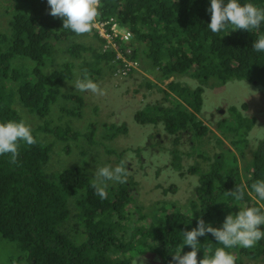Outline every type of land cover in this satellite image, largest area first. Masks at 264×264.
I'll return each instance as SVG.
<instances>
[{
    "label": "trees",
    "instance_id": "obj_1",
    "mask_svg": "<svg viewBox=\"0 0 264 264\" xmlns=\"http://www.w3.org/2000/svg\"><path fill=\"white\" fill-rule=\"evenodd\" d=\"M3 1L10 18L8 28L0 31V120L23 119L24 112L39 122L34 133L52 135L48 142L35 135V144H21L14 164L6 155L0 156V236L15 242L19 250L8 264H132L135 256L149 251L176 264L173 256L182 249L183 231L194 228L197 218L218 227L239 205L261 207L264 202L247 193L252 182L264 179V139L260 144L247 141L257 127L243 114L244 104L230 109L237 116L230 126L223 124L225 117L217 123L222 136L213 135L216 143L205 148L209 154L214 149L212 155L193 144L184 153L181 139L187 130L192 138L209 132V126L198 118L204 86L233 80H256L264 85V53L251 48L256 36L264 35V25L253 33L240 29L212 33L206 26L209 0H98L100 14L95 22L109 34L113 21L129 32L128 39L118 36L110 44L100 36L99 27L81 35L63 28L61 18L49 15L46 0ZM243 2L264 7V0ZM81 36L88 40H73ZM124 60L138 61L159 80L175 79L170 84L173 95L159 90L164 100L136 112L135 121L145 127L162 124L173 135V146L163 152L166 165L155 172L156 176L166 172L168 185L158 186L163 194L178 190L177 175L198 176L199 185L185 210L164 200L141 204L140 183L132 171L126 183L109 186L107 198L101 200L90 186L94 172L88 167L84 148L79 163L48 173L57 158L81 148L84 139L95 147L128 134L125 124L107 128L105 122L97 121L103 114L114 116V111L95 102L98 95L80 93L73 85L87 74L108 92V81ZM181 77L195 79L199 85L194 89L183 85L178 80ZM89 116L93 119L75 127L76 120ZM61 142H67L66 148L55 149ZM233 142L236 149L227 148ZM105 150L102 165H110L112 156L118 164L126 152H142L140 147L118 150L105 146ZM197 153L203 161L188 167L186 158H196ZM237 185L246 190L241 201L229 194ZM199 239L198 259L220 246L210 235ZM188 251L191 248L184 246L181 255ZM232 252L236 264H261L264 240L253 248Z\"/></svg>",
    "mask_w": 264,
    "mask_h": 264
},
{
    "label": "clouds",
    "instance_id": "obj_2",
    "mask_svg": "<svg viewBox=\"0 0 264 264\" xmlns=\"http://www.w3.org/2000/svg\"><path fill=\"white\" fill-rule=\"evenodd\" d=\"M46 2L49 6V15L61 18L63 21L62 27L70 30L76 35L88 33L91 31L92 27H98L99 25L97 22H95L100 14L98 0H46ZM208 11L210 13V22L207 23L206 26L212 33H228L229 31H234L237 29L247 30L253 33L255 30H258L261 25H264V7L257 6L256 4L251 2H243V0H209ZM114 24L116 25V28L120 30V32H127V30H125L124 28L119 27L116 21H113L112 25ZM112 25L109 28H111ZM100 36L103 35L100 33ZM251 48L256 53H264V35H257L252 43ZM138 64V61L125 60L124 62L120 63V68L112 77H110L108 81V85H110L109 89L114 90V92H116L120 98L114 99L117 104L129 105L126 101H123L122 98H125L132 92L136 94L140 92L139 88H132L133 86L131 84V81L134 78V73L138 71L143 72L150 86L152 85L154 88L158 89L155 90V92H161L164 94V92L159 90H165L170 92V96L173 95L172 90H170V84L175 80L174 77L159 80L154 73L147 72L143 67L144 65L140 64L139 66ZM149 76H151V78ZM188 79L195 80L192 78ZM178 80L183 85L189 86L187 83L182 82L180 79ZM166 81H169V83L167 84L166 88H163L161 85H163ZM257 83L258 82L256 80L251 83L248 82V84H250L251 86L257 85ZM123 84L127 85L125 90L119 91ZM73 85L74 90L79 91L80 93H91L100 96L104 95V90L98 85L97 82L89 78L87 74H85L82 78L77 79L73 83ZM207 87L208 86H204L203 93L205 92V89ZM216 87L217 86L210 88ZM263 88L264 85L262 84L261 87L258 86V89ZM235 100L236 101L229 105L227 111L231 112L230 109L234 106H236L237 108H241L242 104H244L245 109H242L243 114L249 119L253 120L257 128H261L264 130V126H262L261 124L258 125L257 116L250 113L251 109L248 98L241 95L238 99ZM205 107L206 106H203L202 111ZM219 111L221 113H225V109L223 108H220ZM199 114H202V112ZM224 117L229 118V114ZM224 117H221L220 119ZM220 119L217 121V123L220 121ZM201 121L203 122V120ZM124 124L128 126L127 123ZM105 125L107 128H117L123 124L118 125L105 123ZM216 125L214 128L207 125L209 126L208 133H210L212 129L217 130ZM102 128L103 126H100L99 129ZM254 130H252L247 135V141L259 144L264 139V132L262 135H257ZM188 132L190 131L187 130L184 135ZM208 133H206V135ZM206 135L199 136L205 137ZM261 137L263 138L261 139ZM36 142L37 138L32 128L22 119L0 120V156L6 155L8 157L9 163L14 164L17 162L21 144L31 146ZM81 143V150H83L84 144H89V141L87 139H84L81 141ZM190 144H193L192 140L190 141ZM189 145L187 146L188 150L184 153L189 151ZM226 146L231 150L236 149L234 142L232 144L227 143ZM194 147L196 146L194 145ZM84 149L87 151L86 148ZM84 155L86 156L87 152ZM96 161L97 160H95V162ZM69 166L71 165L58 163V169L50 170L48 171V173L52 175L54 173L62 171L65 167L70 168ZM128 171V163L126 165L124 161L112 165L96 164L94 174L92 176L93 183L90 185L94 190V194L101 200L106 199L107 188L115 183H126L128 178ZM250 188L251 192L247 194L251 195V193H254L257 202H264V179H258L252 182ZM229 194L234 198V200L241 201L245 198L246 190L237 185L235 190L229 192ZM207 235H210L213 238L212 241L214 240L220 246L212 249L210 254L204 253L203 257L198 259L197 252L199 249H201L199 247L201 242L199 238L205 237ZM261 240H264V203H261V207H244L239 205V210L235 213H228L218 227L213 226L211 223H206L203 218H197L196 226L191 230L183 231L182 235V249L184 248V246H189L191 248V251H188L181 255L182 249H180L177 253H174L173 259L175 260L176 264H236V257L232 252L233 249H250L255 247L256 244ZM149 253L155 255L157 261H159L157 255L162 258V256L158 253H154L151 251H149ZM165 262L170 263L168 261Z\"/></svg>",
    "mask_w": 264,
    "mask_h": 264
},
{
    "label": "rangeland",
    "instance_id": "obj_3",
    "mask_svg": "<svg viewBox=\"0 0 264 264\" xmlns=\"http://www.w3.org/2000/svg\"><path fill=\"white\" fill-rule=\"evenodd\" d=\"M8 5L7 2L0 0V31H5L8 28V19L10 14H8ZM88 40L81 36L80 38H73V40ZM110 43V40L108 41ZM106 46V45H105ZM151 78V76H149ZM190 77H182L180 80L187 83L192 88H195L199 85L198 81L188 79ZM154 80V79H150ZM170 81V80H169ZM169 81H166L163 85V88H166ZM155 82V81H154ZM254 82V81H252ZM132 88H139V93L128 94L125 98H122L123 101H126L129 105H119L114 99H120L119 95L114 92V90L104 91V95H98L95 98V102L104 105V107L112 108L115 115L106 117L104 114L102 117H97V121L105 122L108 124H124L127 123L129 127V132L126 135H121L116 137L115 140H103L104 144H99L98 146L93 147V145L84 144V148L87 149V158H88V167L91 171L94 172L96 164L100 165L103 161L106 160V150L105 146L116 148L118 150L123 149L124 147H129L134 150L138 147L142 149V152L138 155L133 154L131 151H128L124 154L125 162L128 163L129 171L134 172L136 180L139 181L138 185V199L141 204H151L156 200H164L170 203H176L182 210H185L187 207H190L189 199L192 196L194 189L199 185L198 176H193L192 174H187L186 177L181 178L179 175L175 177V180L178 181V190L176 192H169L168 194H163L162 189L158 186L163 185L167 186L169 181L166 178V172L160 173V176H156L155 172L157 168H160L162 165H166V153L165 152L169 147L173 146V135L166 133L162 124L148 126H142L137 121H135V114L139 110L143 109L148 104H154L155 100L162 101L164 100V94L161 92H155L158 90L152 85L150 86L146 80L145 75L142 71L134 73V78L131 81ZM126 84H123L119 91H124ZM258 86L261 87V84L250 85L245 80H236L230 81L225 84L219 85L216 88L207 87L203 93L204 104L206 106L202 114H199V118L203 122L212 128L215 127L217 121L224 116L229 114V119L226 118L227 123H223L225 126H230L232 121H234L237 116L235 113L228 112V107L231 103L236 101L241 95L248 98L250 103V113L257 116L258 125L261 124L264 126V88L258 89ZM256 87V88H255ZM238 104V101H237ZM220 108L225 109V113L219 111ZM239 108V107H238ZM132 111V113H131ZM23 116V121H25L33 130L37 128L39 122L38 120L31 115H27L24 112L21 113ZM93 119L83 118L78 123V128H81L84 121H89ZM103 129V128H102ZM257 135H262L264 130L257 128L254 130ZM36 136L40 137L43 141L48 142L49 133L40 131L34 133ZM230 137L234 136L232 133H228ZM213 135L222 136L221 132L217 129H212L205 137L195 136L192 139V143L205 155H212L208 153L205 148L216 143V140L212 138ZM255 136V135H254ZM192 135L190 133L185 134L181 139L182 150L185 152L188 150V145L190 144V139ZM256 138V137H255ZM263 137H261L262 139ZM52 135L50 136V140ZM237 137L236 140H238ZM257 139V138H256ZM162 145V147L160 146ZM260 144V143H259ZM67 142L57 143L55 149L66 148ZM153 145V146H152ZM242 144H237L239 148ZM96 148V149H94ZM81 148H77L71 153L67 154L66 152L63 157L57 158L53 163L55 166L51 170L58 169V163L66 165H75L79 163L82 159ZM218 151L221 152L222 148L219 147ZM162 157V158H161ZM185 157H187L185 155ZM61 158L63 161L61 162ZM95 160H97L95 162ZM116 157H110V165L115 164ZM202 157L197 153L196 158L187 157L185 164L189 167L198 162H202ZM65 162V163H64ZM94 164V165H93ZM93 165V170H92ZM94 174V173H93ZM173 174V173H172ZM176 175V174H175ZM138 218V216H136ZM0 264H8L12 259V256L19 253L18 246L15 242L8 241L7 239L0 236ZM158 260L155 255L150 253H142L140 256H136L132 260V264H170L166 263L162 258L157 255ZM246 264H254V262H246ZM261 264H264V260L261 261Z\"/></svg>",
    "mask_w": 264,
    "mask_h": 264
},
{
    "label": "built area",
    "instance_id": "obj_4",
    "mask_svg": "<svg viewBox=\"0 0 264 264\" xmlns=\"http://www.w3.org/2000/svg\"><path fill=\"white\" fill-rule=\"evenodd\" d=\"M98 27L100 28V33L104 37H106L108 39V41L110 40V44L112 42L111 39L118 37V36H120V38H122V39H128L129 38V32H124V33L120 32V30L116 28L115 24L112 25V27L110 28L112 30V34L106 33L105 28L102 25H98ZM105 47H108V44ZM130 65H129V69H130Z\"/></svg>",
    "mask_w": 264,
    "mask_h": 264
}]
</instances>
